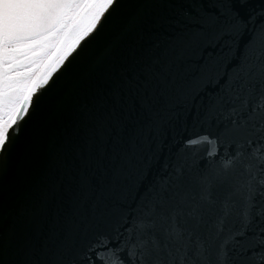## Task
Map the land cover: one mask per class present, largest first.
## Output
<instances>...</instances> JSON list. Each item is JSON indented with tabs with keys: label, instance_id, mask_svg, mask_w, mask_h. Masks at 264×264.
<instances>
[{
	"label": "snow or ice",
	"instance_id": "1",
	"mask_svg": "<svg viewBox=\"0 0 264 264\" xmlns=\"http://www.w3.org/2000/svg\"><path fill=\"white\" fill-rule=\"evenodd\" d=\"M0 264H264V0H0Z\"/></svg>",
	"mask_w": 264,
	"mask_h": 264
}]
</instances>
